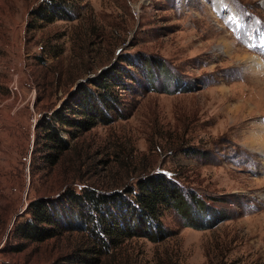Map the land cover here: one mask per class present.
Segmentation results:
<instances>
[{"label": "rangeland", "instance_id": "1", "mask_svg": "<svg viewBox=\"0 0 264 264\" xmlns=\"http://www.w3.org/2000/svg\"><path fill=\"white\" fill-rule=\"evenodd\" d=\"M49 1L0 0V264H56L69 251L62 238L10 251L30 200L121 192L157 173L217 221L196 230L169 209L165 238L129 239L102 264H264V0H62L69 19L41 24L33 11ZM114 66L139 81L118 91V114L34 173L41 117Z\"/></svg>", "mask_w": 264, "mask_h": 264}, {"label": "trees", "instance_id": "2", "mask_svg": "<svg viewBox=\"0 0 264 264\" xmlns=\"http://www.w3.org/2000/svg\"><path fill=\"white\" fill-rule=\"evenodd\" d=\"M69 14L62 0L49 1L46 7L33 11V17L41 24L68 20ZM119 62L134 65L127 58ZM143 73L151 77L153 72ZM127 80L139 83L127 68H108L77 84L50 115H43L35 126L31 170L35 173L38 169L57 166L72 149V141L99 123H110L112 117L108 113L118 114L121 104L118 91L129 90ZM38 159L41 164H37ZM189 199L187 202L179 185L163 173L140 177L121 192L102 193L86 186L77 191L65 187L53 197L41 196L27 203L12 223L7 246L12 253H21L29 245L62 238L68 241L69 251L56 264H102L104 258L129 239L144 237L156 242L165 238L161 218L169 209L183 216L186 226L192 229L214 225L217 221L214 211L194 194Z\"/></svg>", "mask_w": 264, "mask_h": 264}, {"label": "bare ground", "instance_id": "3", "mask_svg": "<svg viewBox=\"0 0 264 264\" xmlns=\"http://www.w3.org/2000/svg\"><path fill=\"white\" fill-rule=\"evenodd\" d=\"M221 40H222V42H223V44H222V43H221V44L224 46L225 50H227V52H229V51L231 50V48H230L231 46L225 44V40H224L223 38H221ZM229 46H230V47H229ZM251 139H252V138H251Z\"/></svg>", "mask_w": 264, "mask_h": 264}, {"label": "water", "instance_id": "4", "mask_svg": "<svg viewBox=\"0 0 264 264\" xmlns=\"http://www.w3.org/2000/svg\"><path fill=\"white\" fill-rule=\"evenodd\" d=\"M25 208H26V207H25ZM24 210H25V209H24ZM22 213H23V212L21 211V212L18 214V216L21 215Z\"/></svg>", "mask_w": 264, "mask_h": 264}]
</instances>
